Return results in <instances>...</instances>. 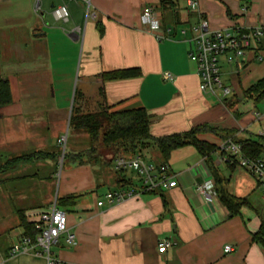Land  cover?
Returning <instances> with one entry per match:
<instances>
[{
	"label": "crops",
	"instance_id": "obj_1",
	"mask_svg": "<svg viewBox=\"0 0 264 264\" xmlns=\"http://www.w3.org/2000/svg\"><path fill=\"white\" fill-rule=\"evenodd\" d=\"M34 1L0 0V77L11 92V103L0 107V264H46L30 255L10 256V249L24 235L23 225L33 226L36 214L70 197L71 205L61 210L74 242L67 246L61 237L52 248L62 264H264V248L252 240L264 225V186L238 166V156L219 160V147L231 138L264 148V96L255 101L246 95L264 79V41L244 56H232L238 65L220 60L222 81L233 90L222 105L199 92L196 66L188 58L190 28L199 20H206L211 30L264 26V0H194V11L187 8L190 0H173L174 7L164 11L159 0H90L95 20L86 18L83 3L64 1L67 23L50 14L60 1L38 0L39 14ZM147 7L160 21L155 33L141 22ZM74 29L79 33L72 35ZM76 68L83 84L77 105L81 113H95L102 105L111 111L143 108L152 137L205 126L215 132L198 139L215 151L202 156L191 146L174 150L165 164L176 186L153 192H142L132 170L115 169L113 148L96 143L59 155L57 140L71 116L69 103L17 100L12 80L22 72L32 82L53 76L54 69L55 76L73 77ZM122 70L139 75L100 79ZM165 73L172 80H164ZM54 87L51 80L46 87L29 84L25 91L44 93ZM35 154L46 160L7 166L14 158ZM135 157L162 164L153 147ZM258 159L264 162V149ZM215 178L230 196L244 201L235 215L214 191L210 199L194 192L198 184L213 186ZM109 192L125 197L108 204ZM163 240L172 247L159 250ZM225 246L232 251L224 253Z\"/></svg>",
	"mask_w": 264,
	"mask_h": 264
},
{
	"label": "built area",
	"instance_id": "obj_2",
	"mask_svg": "<svg viewBox=\"0 0 264 264\" xmlns=\"http://www.w3.org/2000/svg\"><path fill=\"white\" fill-rule=\"evenodd\" d=\"M59 3L51 9V16L56 22L67 23L69 14L64 1H78L86 7V18L95 20L97 14L91 6L90 0H58ZM197 2L190 0L187 2V8L190 11L197 9ZM34 13L39 11L38 0L34 1ZM142 24L151 33H155L160 28V21L156 12L151 8H144L141 16ZM192 37L189 40L191 50L188 54L189 60L196 66V74L199 79L198 90L203 95L214 98L219 104H223L232 94L231 87L226 86L222 81L220 60L226 58L228 63L238 62L232 56H244L247 51L254 48L257 44L264 41V26H255L252 28H236L232 30L220 29L211 30L206 20L199 22L190 28ZM79 33V29L71 31L72 35ZM157 39L161 37L157 36ZM231 55V58L226 56ZM164 80H172L168 73L163 75ZM258 117V114H255ZM264 137V134H262ZM65 137H59L57 145L64 148ZM241 145L231 140H227L219 147L221 162L227 161L231 157H239L238 166L245 170L250 176L264 186V162L260 159L244 157L241 154ZM116 170H132L137 174L142 183V192H153L158 189H172L176 182L168 174V166L165 163L152 164L146 162L141 157L127 158L122 155L116 156L114 160ZM212 183H202L194 186V192L206 199L214 197ZM125 197L122 192H109L105 195V201L108 204L119 202ZM102 206L103 202H98ZM34 236H22L11 247L9 255L16 256L20 254L30 255L35 258L45 260L46 264H62L53 257L51 249L55 247L61 237L67 246L74 242V234L70 232L66 213L58 209L56 204L35 215L33 221ZM172 247L168 240L158 242L159 250H166ZM224 253L232 251L230 246H225Z\"/></svg>",
	"mask_w": 264,
	"mask_h": 264
},
{
	"label": "trees",
	"instance_id": "obj_3",
	"mask_svg": "<svg viewBox=\"0 0 264 264\" xmlns=\"http://www.w3.org/2000/svg\"><path fill=\"white\" fill-rule=\"evenodd\" d=\"M174 7L173 0H159V8L164 11ZM136 70H122L103 74L100 76L102 82L116 81L138 77ZM246 95L254 96L255 101L264 96V79L258 81L255 85L246 91ZM100 96L104 99L103 91L100 90ZM80 93H79V101ZM78 101V103H79ZM11 103V92L9 83L6 79L0 77V107ZM77 103V105H78ZM72 107L70 124H74V131L85 133L88 136L90 147L99 143L103 148H113L115 153L127 158H132L141 154L147 148L153 147L160 156L162 163H166L170 154L177 149L191 146L195 148L200 155H209L215 151V146L198 139V135L204 132L214 133L205 126H198L181 134H174L162 138H154L150 134L149 115L143 108L111 111L110 108L102 105L99 111L95 113H81L78 108ZM74 111V112H73ZM101 134V130L104 128ZM231 137V136H230ZM231 141L241 145V154L244 157L258 159L263 151V146L258 143L243 142L239 140ZM24 156L14 158L7 163V166H17L25 163L28 158L37 157ZM213 191L219 201L227 208L230 215H235L238 208L244 204V201L230 196L222 186L221 180L214 179ZM73 198H61L56 200V206L64 208L71 205ZM23 225V223H22ZM25 233L23 236L33 237L35 232L33 226L23 225ZM252 240L264 248V225L252 237Z\"/></svg>",
	"mask_w": 264,
	"mask_h": 264
},
{
	"label": "rangeland",
	"instance_id": "obj_4",
	"mask_svg": "<svg viewBox=\"0 0 264 264\" xmlns=\"http://www.w3.org/2000/svg\"><path fill=\"white\" fill-rule=\"evenodd\" d=\"M39 12V11H38ZM36 14H39V13ZM51 14V13H50ZM49 17V15H48ZM50 18V17H49ZM27 47L28 49V44H26L25 46H23V48ZM54 58V57H53ZM55 70V69H54ZM53 70L54 74L52 76H39L36 78H32V82L29 80V78H27V76H21L22 72L18 75L14 77V80H12V87L15 89V87H17V91L15 93L16 99L17 100H32L35 102L38 101H45V102H50V101H59V102H68L69 103V107H68V112H72V107L74 106V108L76 107L78 101H79V93L80 90L83 88V84L81 83V78H79L78 76V69L76 68L73 74V77L71 76H55V71ZM54 81V85L55 87L53 89H50L48 92H37V93H27V91H25V87L29 84H37V85H41V86H47L49 84V81ZM92 86V85H90ZM55 90V93H54ZM94 94H92L91 96H93ZM71 104V105H70ZM71 107V108H70ZM74 112V111H73ZM106 127H104L101 130V134L104 132ZM63 133V137H65L67 139L64 148L62 149V147H59L58 152L59 155H61L62 152H64V156L69 154V151H77L82 149L84 146L88 147L90 146L89 144V139L88 136L85 135V139H82V136L84 133H82L81 135H78L77 131H74V124H70L69 123V118L67 121V125L64 129ZM48 136L49 135H44V138L46 139V141L48 140ZM61 136V137H62ZM84 138V137H83ZM68 152V153H67ZM119 155V154H118ZM46 159L42 158L41 156H37V157H32V158H28V160L25 162L27 163L28 161L31 163H36L37 161H44ZM63 163V162H62ZM57 171H59L62 167V164L60 162L57 161ZM58 209H61L59 207H57ZM52 251V249H51Z\"/></svg>",
	"mask_w": 264,
	"mask_h": 264
},
{
	"label": "water",
	"instance_id": "obj_5",
	"mask_svg": "<svg viewBox=\"0 0 264 264\" xmlns=\"http://www.w3.org/2000/svg\"><path fill=\"white\" fill-rule=\"evenodd\" d=\"M52 7H53V6H52ZM52 7H51V8H52Z\"/></svg>",
	"mask_w": 264,
	"mask_h": 264
}]
</instances>
